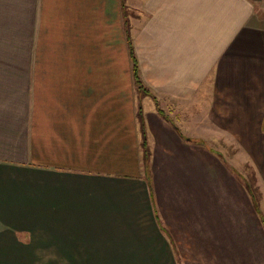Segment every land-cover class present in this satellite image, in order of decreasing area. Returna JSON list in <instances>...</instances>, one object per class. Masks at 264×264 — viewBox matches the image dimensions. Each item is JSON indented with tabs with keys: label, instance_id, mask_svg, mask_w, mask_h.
Instances as JSON below:
<instances>
[{
	"label": "crops",
	"instance_id": "0c3cea01",
	"mask_svg": "<svg viewBox=\"0 0 264 264\" xmlns=\"http://www.w3.org/2000/svg\"><path fill=\"white\" fill-rule=\"evenodd\" d=\"M0 264H264V0H0Z\"/></svg>",
	"mask_w": 264,
	"mask_h": 264
},
{
	"label": "trees",
	"instance_id": "16d2710c",
	"mask_svg": "<svg viewBox=\"0 0 264 264\" xmlns=\"http://www.w3.org/2000/svg\"><path fill=\"white\" fill-rule=\"evenodd\" d=\"M130 39L131 38H130V35H129V44H130V49H131V60H132V67H133V73H134V78H135V81H136V85H137V88L139 90H141V91L144 92V94H148V90L143 87L141 78L139 76L138 63H137L136 57L134 55L133 49L131 48L132 47V42H131ZM159 113L161 115H163V117L165 119L168 120V117L163 112V110L160 109L159 110ZM139 119L141 121V124H142V127H143V131H144V137H145V139H144V142H143V148H144V156H145V165L148 168V164H149L150 156H151L150 153L151 152H150L149 147L147 146L146 133H145V121L143 119V113H142V110L141 109L139 111ZM245 185H246V187H247V189H248V191H249V193H250V195H251V197H252V199H253V201H254V203L256 205L257 211H259V209H258V203H257V200H258L257 193H255L254 189L252 188V185L247 184V183H245Z\"/></svg>",
	"mask_w": 264,
	"mask_h": 264
},
{
	"label": "rangeland",
	"instance_id": "374dc122",
	"mask_svg": "<svg viewBox=\"0 0 264 264\" xmlns=\"http://www.w3.org/2000/svg\"><path fill=\"white\" fill-rule=\"evenodd\" d=\"M135 17V12L134 11H128V21H130V18ZM130 32V31H129ZM239 177L244 180L245 183L252 185V188L254 189L255 193L258 195V200L257 203L259 204V188L257 184V174L254 171L253 167L251 166H246L242 170L241 168L238 169Z\"/></svg>",
	"mask_w": 264,
	"mask_h": 264
}]
</instances>
